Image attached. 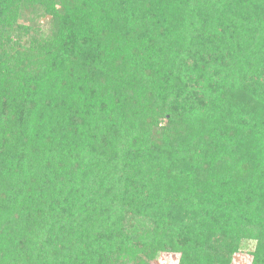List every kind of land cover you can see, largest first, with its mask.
Segmentation results:
<instances>
[{"label": "trees", "instance_id": "16d2710c", "mask_svg": "<svg viewBox=\"0 0 264 264\" xmlns=\"http://www.w3.org/2000/svg\"><path fill=\"white\" fill-rule=\"evenodd\" d=\"M248 242L264 264V0H0V264Z\"/></svg>", "mask_w": 264, "mask_h": 264}, {"label": "rangeland", "instance_id": "374dc122", "mask_svg": "<svg viewBox=\"0 0 264 264\" xmlns=\"http://www.w3.org/2000/svg\"><path fill=\"white\" fill-rule=\"evenodd\" d=\"M253 247V242L246 243L240 252L232 255L231 264H252L251 252L253 251ZM179 258L180 256L178 253H164L158 255L150 264H178Z\"/></svg>", "mask_w": 264, "mask_h": 264}]
</instances>
